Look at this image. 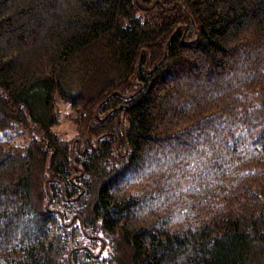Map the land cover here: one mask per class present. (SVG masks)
<instances>
[{
	"label": "trees",
	"instance_id": "obj_1",
	"mask_svg": "<svg viewBox=\"0 0 264 264\" xmlns=\"http://www.w3.org/2000/svg\"><path fill=\"white\" fill-rule=\"evenodd\" d=\"M0 264H264V0H0Z\"/></svg>",
	"mask_w": 264,
	"mask_h": 264
},
{
	"label": "rangeland",
	"instance_id": "obj_2",
	"mask_svg": "<svg viewBox=\"0 0 264 264\" xmlns=\"http://www.w3.org/2000/svg\"><path fill=\"white\" fill-rule=\"evenodd\" d=\"M57 111H58V123L53 127V129L64 139H71L75 137L77 132V127L72 119L74 116L73 110L70 104L60 97L57 98Z\"/></svg>",
	"mask_w": 264,
	"mask_h": 264
}]
</instances>
